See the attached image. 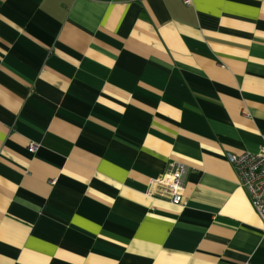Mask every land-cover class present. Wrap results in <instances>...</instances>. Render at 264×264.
I'll return each instance as SVG.
<instances>
[{"label":"crops","instance_id":"1","mask_svg":"<svg viewBox=\"0 0 264 264\" xmlns=\"http://www.w3.org/2000/svg\"><path fill=\"white\" fill-rule=\"evenodd\" d=\"M191 1L0 0V264H264V0Z\"/></svg>","mask_w":264,"mask_h":264},{"label":"built area","instance_id":"2","mask_svg":"<svg viewBox=\"0 0 264 264\" xmlns=\"http://www.w3.org/2000/svg\"><path fill=\"white\" fill-rule=\"evenodd\" d=\"M190 5L191 0H181ZM31 150L35 144H30ZM227 161L234 168L239 184L245 189L250 203L264 225V148L257 152L227 153ZM188 172L187 166L178 161H171L167 169L155 181L161 186L160 197L174 205L183 206L182 191Z\"/></svg>","mask_w":264,"mask_h":264}]
</instances>
